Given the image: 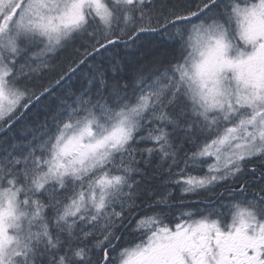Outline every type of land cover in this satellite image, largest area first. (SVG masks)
I'll list each match as a JSON object with an SVG mask.
<instances>
[{
  "label": "snow or ice",
  "instance_id": "snow-or-ice-1",
  "mask_svg": "<svg viewBox=\"0 0 264 264\" xmlns=\"http://www.w3.org/2000/svg\"><path fill=\"white\" fill-rule=\"evenodd\" d=\"M0 264H264V0H0Z\"/></svg>",
  "mask_w": 264,
  "mask_h": 264
}]
</instances>
